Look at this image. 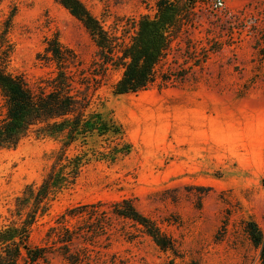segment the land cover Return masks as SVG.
Returning a JSON list of instances; mask_svg holds the SVG:
<instances>
[{
    "label": "rangeland",
    "instance_id": "374dc122",
    "mask_svg": "<svg viewBox=\"0 0 264 264\" xmlns=\"http://www.w3.org/2000/svg\"><path fill=\"white\" fill-rule=\"evenodd\" d=\"M81 1L113 38V61L59 1L0 0V34L11 48L7 69L34 92H48L57 68L45 40L58 36L74 54L73 92L103 100L102 110L122 125L133 149L82 168L75 186L32 227L31 243L50 251L21 264H72L61 253L68 235L57 237L51 227L68 208L98 201L106 216L87 210L84 219L68 217L75 234L68 249L77 264H261L245 226L253 220L264 234V0H222L219 7L217 0H183L193 4L152 82L127 95L114 92L123 71L114 62L139 20L156 15L158 0ZM5 114L0 90V121ZM37 129L0 150V225L13 218L25 187L40 184L56 164L60 140ZM122 199L155 221L174 249L113 215L112 203Z\"/></svg>",
    "mask_w": 264,
    "mask_h": 264
},
{
    "label": "trees",
    "instance_id": "16d2710c",
    "mask_svg": "<svg viewBox=\"0 0 264 264\" xmlns=\"http://www.w3.org/2000/svg\"><path fill=\"white\" fill-rule=\"evenodd\" d=\"M57 1L83 22L105 61H113L114 40L86 5L81 0ZM192 4V1L158 0L156 15L143 16L139 20L132 42L114 62L123 69L114 87L115 94L137 93L152 82L155 68L169 47L171 33L179 29L180 20L190 11ZM0 39V90L6 106L5 117L0 121V150L15 148L34 126H38V133L61 142L53 169L40 184L30 183L25 187L16 197L13 218L0 225V264H21L23 259L35 263L47 255L50 247L34 246L30 241L31 230L40 217L49 214L53 201L75 186L84 166L98 160L114 162L128 155L133 146L125 140L122 125L102 110L103 100L92 102L73 92L70 67L74 54L64 48L58 36L45 40V51L51 55L57 72L50 82L49 91L39 93L29 87L23 76L8 71L11 48L3 43L1 34ZM73 145L79 150L70 152ZM105 206L104 202L98 201L68 208L56 219L57 226L51 227V232L57 237L68 235L66 240H62L66 244L61 253L70 263L77 264L78 260L68 249L75 235L66 224L68 217L84 219L87 210L92 215L106 216ZM110 211L119 218L140 225L160 247L174 249L170 238L155 221L138 210L132 200L116 201ZM245 229L252 242L260 248V260L264 264L262 230L253 220L246 223Z\"/></svg>",
    "mask_w": 264,
    "mask_h": 264
},
{
    "label": "built area",
    "instance_id": "2783aa9c",
    "mask_svg": "<svg viewBox=\"0 0 264 264\" xmlns=\"http://www.w3.org/2000/svg\"><path fill=\"white\" fill-rule=\"evenodd\" d=\"M223 5V1L222 0H217L215 3L216 7L222 6Z\"/></svg>",
    "mask_w": 264,
    "mask_h": 264
}]
</instances>
